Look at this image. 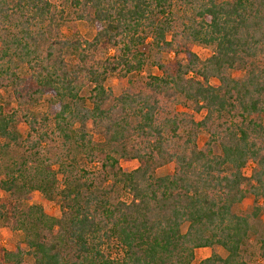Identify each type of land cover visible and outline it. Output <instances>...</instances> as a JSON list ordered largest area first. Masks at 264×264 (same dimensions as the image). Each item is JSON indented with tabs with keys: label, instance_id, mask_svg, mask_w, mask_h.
I'll return each mask as SVG.
<instances>
[{
	"label": "trees",
	"instance_id": "trees-1",
	"mask_svg": "<svg viewBox=\"0 0 264 264\" xmlns=\"http://www.w3.org/2000/svg\"><path fill=\"white\" fill-rule=\"evenodd\" d=\"M57 1L97 23L92 39L64 36ZM193 43L214 52L203 59ZM148 63L162 73L118 95L106 86ZM2 90L26 107L29 134L0 103V159L29 150L0 176V222L29 249L0 240V264H194L215 245L227 255L197 264H264V0H0ZM44 97L38 120L28 106ZM35 190L59 201V216L29 202Z\"/></svg>",
	"mask_w": 264,
	"mask_h": 264
},
{
	"label": "rangeland",
	"instance_id": "rangeland-1",
	"mask_svg": "<svg viewBox=\"0 0 264 264\" xmlns=\"http://www.w3.org/2000/svg\"><path fill=\"white\" fill-rule=\"evenodd\" d=\"M56 9L57 10L64 9L66 11L68 20L67 23L62 28V32L64 36H70L73 33L77 32L84 39L90 40L93 38L97 30L96 22H89L86 20H76L74 14H72V9L69 7L67 2L57 1ZM175 10L178 14L180 15L182 14L181 7H179L178 4H176ZM192 49L203 59L208 57L214 52V46L212 45L206 46L198 43H193ZM174 58H176L174 51L164 54L165 62L172 61L174 60ZM161 73L162 71L158 69L157 66L148 63L140 72L131 73L125 77L119 74L110 76L106 80V86L110 88L114 92V94L118 95L128 87L140 86L144 81H146L147 76L149 74L159 75ZM243 73H244L243 69L231 70V74L237 78L241 77ZM213 82H217V81L213 80ZM84 93L86 95L89 94L88 88L85 89ZM16 102L17 101L11 91L2 90L0 95V103L9 106L10 108L11 107L17 108L18 110V114L16 118L17 128L19 132L22 134V139H26L29 134V126L26 121L27 118L26 107H24V105L23 107L19 105L20 106L19 107ZM28 107L31 108L32 110L31 116L37 118L38 120L43 119L44 117L49 115L48 104L45 97L42 98L35 105L32 106L29 105ZM176 109L189 113L190 115L194 116L197 120H200L203 117V113H196L185 107L177 106ZM89 131L94 135L95 139L99 140L102 138L99 130L94 128L92 124L89 125ZM208 138H209V133L206 130H201L198 135V142L200 147L204 148ZM27 150H29V144L27 142L22 144H16L12 149L9 150L7 154L3 155L0 159V176L4 174L3 171L6 169L7 165H11V162L13 161L14 162L20 161L22 159V155L25 154ZM138 164H139L138 161L135 159L121 160V165L126 169H133L137 167ZM253 166L254 163L252 162L249 163V165L246 168V171L250 173ZM174 170H175V163L170 162L158 168L157 174L158 175L170 174L173 173ZM0 194L2 196L6 195L4 191H0ZM29 202L42 205L45 208V210L52 215H56V216L60 215L59 201L56 199L54 200L48 199L40 191L35 190ZM252 205H253V197L250 196L244 202L236 205L235 210L238 212H247L251 209ZM263 220H264V214H263ZM187 226L188 223H185L182 227V230L186 231ZM0 240H1V245L8 249H15L18 245L25 247L27 250L29 249L24 241V233L21 230L12 229L7 223L0 222ZM214 251L218 252L223 256L227 255V251L220 245H215L214 247L197 248L195 251L194 264L199 263L202 259L208 257ZM27 259L30 262L32 261V258L29 254H27Z\"/></svg>",
	"mask_w": 264,
	"mask_h": 264
}]
</instances>
